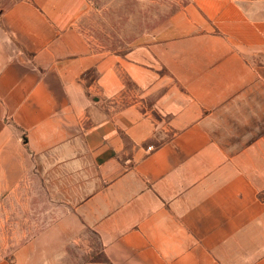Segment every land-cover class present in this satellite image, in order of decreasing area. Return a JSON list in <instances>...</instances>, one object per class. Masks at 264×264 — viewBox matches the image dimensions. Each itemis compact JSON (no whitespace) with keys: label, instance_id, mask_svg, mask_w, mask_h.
Here are the masks:
<instances>
[{"label":"crops","instance_id":"1","mask_svg":"<svg viewBox=\"0 0 264 264\" xmlns=\"http://www.w3.org/2000/svg\"><path fill=\"white\" fill-rule=\"evenodd\" d=\"M171 6L119 48L0 6V264H264V0Z\"/></svg>","mask_w":264,"mask_h":264},{"label":"rangeland","instance_id":"2","mask_svg":"<svg viewBox=\"0 0 264 264\" xmlns=\"http://www.w3.org/2000/svg\"><path fill=\"white\" fill-rule=\"evenodd\" d=\"M9 0H0V6ZM87 31L95 47H126L138 42L171 15L173 0H92Z\"/></svg>","mask_w":264,"mask_h":264}]
</instances>
